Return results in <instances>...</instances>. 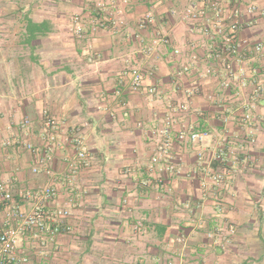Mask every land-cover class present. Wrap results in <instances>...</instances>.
Segmentation results:
<instances>
[{
  "label": "crops",
  "instance_id": "1",
  "mask_svg": "<svg viewBox=\"0 0 264 264\" xmlns=\"http://www.w3.org/2000/svg\"><path fill=\"white\" fill-rule=\"evenodd\" d=\"M101 2L120 23L92 32ZM257 4L241 20L242 36L264 43V0ZM202 5L0 0V181L14 193L53 183L57 194L47 209L68 210L61 220L71 226L53 240H20L17 251L29 258L23 264H264V98L249 100L252 84L225 92L217 76L207 75L208 68L224 73L223 65L210 59L213 44L199 24L184 18ZM149 13L155 22L141 28ZM76 15L84 37L76 33ZM162 36L171 43L148 53ZM133 67L143 77L139 90ZM261 67L264 50L245 65L248 78H258L254 69ZM194 85L199 92L188 98ZM48 117L58 121L53 149L41 136ZM25 118L30 127L23 131ZM165 128L172 144L163 149ZM180 130L211 135L192 143L176 137ZM75 138L91 159L69 180ZM19 205L29 211L32 200ZM14 222L0 195V226Z\"/></svg>",
  "mask_w": 264,
  "mask_h": 264
},
{
  "label": "built area",
  "instance_id": "2",
  "mask_svg": "<svg viewBox=\"0 0 264 264\" xmlns=\"http://www.w3.org/2000/svg\"><path fill=\"white\" fill-rule=\"evenodd\" d=\"M118 0H111L112 3H117ZM203 5L200 7L191 6L184 12V18L192 19L199 24L200 31L208 38L213 44L210 51V59L223 65L224 73L219 72L217 69L208 68L206 73L208 76L215 75L219 80V86L223 91H229L233 87L244 88L252 84V91L249 94L250 101H256L259 98H264V81L260 80L259 75H264V69L256 68L254 72L258 78L252 80L248 78L245 71V65L252 62L259 53L264 50V43L251 42L246 37L242 36V18L246 14L255 12L258 9V0H202ZM100 14L94 20L91 31L97 32L100 28H111L118 25L120 22L116 16L106 8V3L101 2L98 5ZM74 22L77 24L76 33L79 37H84L87 34L85 25L80 15L74 17ZM155 22V16L152 13L147 14L140 20V27L145 28L149 24ZM171 40L168 36H162L156 39L153 47L148 49L151 53L154 48L159 44H169ZM175 53H181L179 48L175 49ZM188 70V68H185ZM130 74L133 80L134 90H139L143 87V77L139 69L131 68ZM252 81V82H251ZM251 82V83H250ZM155 90L150 89L153 93ZM199 92V87L194 85L191 89L187 90L186 96L193 97ZM228 113V108L225 109ZM244 118L247 122L252 121L250 113L245 114ZM225 123L230 120L229 114L223 118ZM30 127V120L25 118L20 124L21 130H28ZM45 130L41 136L47 147L53 149V144L57 140L58 121L54 117H48L45 121ZM164 137L163 149L170 147L172 144L171 130L165 128L160 130ZM209 131H192L187 133L180 130L176 137L181 141H190L192 143H205L210 137ZM21 147H26L32 153L40 156V151L31 142H26L23 139L17 140ZM14 142L8 140L5 145H13ZM76 147V155L69 161L68 165V178L73 180L81 167L87 166L91 159V154L85 148L83 141L80 138L74 139ZM224 143L218 146V151L215 154V160L223 161L225 154ZM201 159L204 158L203 153H199ZM46 157V156H45ZM44 158L40 161L44 162ZM154 162L159 159L155 157ZM38 169L35 168L34 171ZM47 173L51 178H55L57 174L47 169ZM216 184L223 181V176H214ZM57 194V189L53 183L49 182L36 190H19L17 193L12 192L7 188L6 182L0 181V195L4 203L9 208L10 219L15 221L12 224L0 226V264H23L29 258L20 255L17 251V245L20 240L26 237H33L41 240L46 234L51 236V239L64 231H70L69 224H63L62 218L69 215V211L65 209L56 210L50 213L47 209L49 201ZM32 200V207L29 211H24L19 205V201Z\"/></svg>",
  "mask_w": 264,
  "mask_h": 264
}]
</instances>
